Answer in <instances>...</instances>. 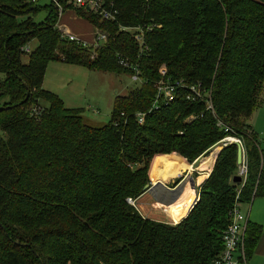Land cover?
<instances>
[{"label":"trees","instance_id":"obj_1","mask_svg":"<svg viewBox=\"0 0 264 264\" xmlns=\"http://www.w3.org/2000/svg\"><path fill=\"white\" fill-rule=\"evenodd\" d=\"M103 1L114 4L117 21L57 0L108 34L93 49L62 36L53 1L36 23V2L0 0V264H211L235 201L264 198V147L250 126L264 91V0ZM128 26L141 27L142 44L121 29ZM32 41L30 53L21 51ZM120 57L144 81L115 95L101 126L42 85L54 60L132 74ZM162 65L173 80L209 91L212 108L177 91L136 122L151 107ZM227 135L245 149L244 181H235L238 148L228 143L177 223L145 218L129 202L160 162L185 167L180 156L192 163ZM261 230L247 222V258Z\"/></svg>","mask_w":264,"mask_h":264},{"label":"rangeland","instance_id":"obj_2","mask_svg":"<svg viewBox=\"0 0 264 264\" xmlns=\"http://www.w3.org/2000/svg\"><path fill=\"white\" fill-rule=\"evenodd\" d=\"M69 1L75 3L77 0ZM50 2L51 0H37L36 5L41 6L42 9L33 16V20H35L36 23L44 21L46 15L44 8L48 6ZM60 6L61 10L58 7V12H60L58 14L59 24L67 31L69 30L77 34L82 41L84 40L88 43L93 42L96 36L94 26H92L89 21L77 17L73 9H67L62 12V4H60ZM35 45L36 41H32L29 47L32 49ZM1 77L2 74L0 73V78ZM139 85V82H135L132 77L126 73L114 74L101 70L97 71L85 66L65 64L58 60L49 61L47 63V68L43 77V87L57 94L63 100L67 108L80 109L85 120L96 126H101V124L110 121L115 95H128L130 91ZM261 99L263 102L262 105L255 111L253 110L254 112H252L253 114L251 117L253 118L255 116V118H257L256 122H252V127L257 134L258 141L260 144H263L264 93L263 96L261 94ZM178 166L180 165H176V167ZM198 180L202 179L198 178ZM132 203L133 205L137 204L139 210H141V201H133ZM248 207L249 204L240 205L244 215L246 209H249ZM162 211L156 209V217L164 220L166 217ZM172 216L176 218L175 211L172 213Z\"/></svg>","mask_w":264,"mask_h":264},{"label":"built area","instance_id":"obj_3","mask_svg":"<svg viewBox=\"0 0 264 264\" xmlns=\"http://www.w3.org/2000/svg\"><path fill=\"white\" fill-rule=\"evenodd\" d=\"M32 2H37V0H30ZM61 10L60 4H58L57 0H51ZM73 2V1H72ZM75 6L82 8V6L88 8L93 13L99 14L100 18L107 21H117V9L115 8L114 4L110 3L106 5L103 0H77ZM58 8V9H59ZM61 27V26H60ZM122 30L132 32L133 35L137 38L138 42L142 44L143 35L142 29L139 26H128V27H121ZM61 34L63 37L74 41L76 44L82 47H91L93 49L99 47V45L104 44L107 40L108 34L105 31H101L99 28H95V39L93 42L88 43L84 40L82 41L76 34L71 33L69 30L67 31L65 28L62 27ZM21 51L25 52L26 54L30 53L31 48L29 44L24 45L21 48ZM119 62L122 66L128 67L132 69V74L129 76L135 82H139L140 85L143 83V78L140 77V71L138 65L133 63L125 62L121 57ZM158 75L160 76L159 79L154 83L155 87V96L154 100L151 103V107L144 111V112H136L134 114L136 122L142 124L144 122V118L147 113L157 110L160 108L161 104L170 103L175 100V96L177 95L176 92L182 91L184 92V96L186 100H199L202 101L207 108H212L210 93L206 90L200 89L198 84L187 83L182 78L173 80L167 74V69L164 65L159 67ZM139 85V86H140ZM123 114V113H122ZM192 116V115H191ZM188 117V119L191 118ZM229 128L224 127V130L227 131ZM264 134V133H263ZM228 143H234L237 146L242 148V157L241 161L238 163V169L236 175L244 181L246 178L247 173V162L245 156V149L243 148L242 141L239 137H234L232 135L224 136L219 142L218 145L222 147V145H226ZM239 194H237L238 200ZM129 202L133 204L132 200L129 199ZM240 203L235 201L234 205L232 206V214L230 216L229 224L226 226L225 230L222 233V241H223V249L219 253V255L214 258L211 264H247V253L245 252V230L247 226V217L242 213L240 208Z\"/></svg>","mask_w":264,"mask_h":264},{"label":"crops","instance_id":"obj_4","mask_svg":"<svg viewBox=\"0 0 264 264\" xmlns=\"http://www.w3.org/2000/svg\"><path fill=\"white\" fill-rule=\"evenodd\" d=\"M58 17H59V15H58ZM60 26L61 25L59 24V21H58V28L61 31L62 26L61 27ZM263 93H264V91L262 92V96H263ZM260 102L261 103L257 108H259L262 105V103H263L262 99L260 100ZM257 108H255V110ZM252 114H251V116H252ZM250 118H251L250 119V126L253 129L252 122L253 123L256 122L257 118H255V116L253 118L252 117H250ZM253 131H254V129H253ZM258 143L260 144L259 141H258ZM260 146L264 147V142H263V144H260ZM220 148H221L220 145L214 146L212 148V150L207 154V156H201V157L197 158L196 160L192 161V163H186L184 158H182L180 156L185 167H181V166L176 167V165H174L173 163H166L164 161L159 163L157 173L153 178L151 177V175L149 173V181H150L149 184L154 185L155 183H160L159 188L155 192L157 194V196L159 197L160 201L156 200L155 197L152 196L151 193H149V191H144L135 200V202L141 201V203H142L141 210H139V207L137 206V204H135L137 210L145 218L154 219L156 221H160V222H164V223L165 222L176 223L166 212H163L164 211L163 207L174 204V203H179V201H181L182 199H185L187 197L186 196V191H187L186 187L188 186L189 189H192L191 185H190L189 178H192L195 181V189L193 188V195L197 194L200 184L205 180V178L208 176L209 172L212 170V168L214 166L213 163L215 161L216 156H214V158L209 157V156L216 149H218L216 151V153H218L221 150ZM207 160H210L211 162H209ZM153 161H154V159L152 160V162L150 164L151 169H152ZM205 161H207V162H205ZM204 164H208L207 167L204 166ZM151 169H150V171H151ZM193 174H196V176H194ZM200 175H202V177L200 178L202 180H198ZM179 177L181 179H180V181H178V183H176V181ZM203 177H205V178L203 179ZM180 183H184V184L182 185V189L179 193V196L177 198H173L170 195V193L168 192L167 188L174 189ZM241 205H244V203ZM248 208L249 209H246V211H245V215L247 217V222L252 223V224L256 223V224L261 225L262 230H261L260 234L258 235V239L255 241V244L249 250V257L247 259V264H264V198L256 197L253 200V202L249 204ZM156 209L160 210V211H162V209H163L162 213L164 214L166 219L161 220L160 218L156 217V215H157ZM175 212H177V210Z\"/></svg>","mask_w":264,"mask_h":264},{"label":"water","instance_id":"obj_5","mask_svg":"<svg viewBox=\"0 0 264 264\" xmlns=\"http://www.w3.org/2000/svg\"><path fill=\"white\" fill-rule=\"evenodd\" d=\"M55 7L56 8H58V5H56L55 4ZM1 108V107H0ZM237 158H236V163L238 164L240 161H241V157H242V148H240V146H237ZM215 156H217V153H216V155ZM235 178V181H240L241 180V178L239 177V175L237 176H235L234 177ZM189 181H190V185H191V188L193 189H195V181L192 179V178H189ZM184 183H180L176 188H174V189H169V188H167L168 189V192L170 193V195L173 197V198H177L178 196H179V193H180V191H181V189H182V185H183ZM159 186H160V183H155L154 185L152 184H146L145 186H144V191H149V193H151V195L152 196H154L155 197V199L156 200H158V201H160V199H159V197L157 196V194L155 193L156 191H157V189L159 188ZM195 196H194V200L192 201V203L190 204V206L186 209L187 211L185 212V214L182 216V217H184V216H186L191 210V208L193 207V205H194V203L198 200V195L197 194H194ZM181 217V218H182ZM177 223V222H176Z\"/></svg>","mask_w":264,"mask_h":264},{"label":"bare ground","instance_id":"obj_6","mask_svg":"<svg viewBox=\"0 0 264 264\" xmlns=\"http://www.w3.org/2000/svg\"><path fill=\"white\" fill-rule=\"evenodd\" d=\"M186 198L182 199L179 201V203H174L170 206H165L164 211L168 213V215L175 221L178 222V220L185 214L187 211L186 209L190 206L192 201L194 200V195H193V189H189V187H186ZM176 218L172 216V213L176 211Z\"/></svg>","mask_w":264,"mask_h":264}]
</instances>
